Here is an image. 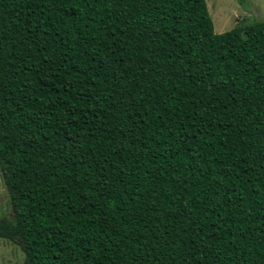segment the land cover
I'll list each match as a JSON object with an SVG mask.
<instances>
[{
    "label": "trees",
    "instance_id": "obj_1",
    "mask_svg": "<svg viewBox=\"0 0 264 264\" xmlns=\"http://www.w3.org/2000/svg\"><path fill=\"white\" fill-rule=\"evenodd\" d=\"M0 170L25 264H264V21L0 0Z\"/></svg>",
    "mask_w": 264,
    "mask_h": 264
},
{
    "label": "rangeland",
    "instance_id": "obj_2",
    "mask_svg": "<svg viewBox=\"0 0 264 264\" xmlns=\"http://www.w3.org/2000/svg\"><path fill=\"white\" fill-rule=\"evenodd\" d=\"M217 34L242 24L264 21V0H247L242 6L237 0H205ZM12 207L0 170V219L11 217ZM0 264H25L22 250L6 240L0 239Z\"/></svg>",
    "mask_w": 264,
    "mask_h": 264
}]
</instances>
